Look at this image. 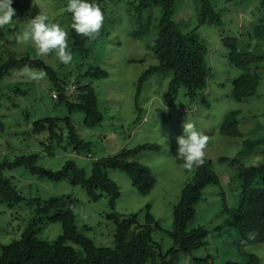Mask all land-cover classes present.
<instances>
[{
  "label": "rangeland",
  "instance_id": "obj_1",
  "mask_svg": "<svg viewBox=\"0 0 264 264\" xmlns=\"http://www.w3.org/2000/svg\"><path fill=\"white\" fill-rule=\"evenodd\" d=\"M18 1L27 8L25 11L14 8L16 15L12 23L0 29V65L25 56L55 64L56 57V60L53 56L40 57L34 45L16 44L14 37L27 29L29 19L39 13L40 5L49 15L48 22L60 24L68 34V42L71 41V14L65 11L67 0H35L38 5H34L33 0ZM196 3V0H175L173 17L184 32L195 30L198 40L208 51L211 71L207 87L194 99L184 86H180L172 98L169 92L172 72L150 75L137 97L139 78L148 68L158 64L150 44L160 30V7L138 12L131 4H120L113 18L105 21L111 36L88 42V55L74 56L71 63L76 72L74 66L78 68L81 63L85 69L99 66L108 72V77L94 79L92 83L99 109L104 114L102 123L90 128L83 124V115H73L79 135L92 143L89 152L74 154L73 149L64 144L55 147L53 155L44 153L40 145L43 134L32 131L34 122L40 118L67 115L66 108L57 105V100L52 97L54 88L47 75L38 83L31 82L20 75L19 69L3 78L0 83V122L3 124H0V163L36 152L40 154L37 165L42 168L59 170L67 160H74L90 176L93 160L123 148L134 149L150 143L158 144L160 149L143 150L131 160L150 167L156 178L155 186L146 195L133 187L127 173L107 171L108 178L120 190L113 207L106 196L91 202L86 189L72 184L69 179L53 181L32 174L26 167L14 169L10 175L25 200L14 208L0 203V246L21 238L34 214L33 199L71 195L78 201L75 214L78 231L97 246H115L116 225L108 218L109 213L139 214V221L143 223L149 206L163 229L153 230V239L161 244L165 253L173 246L168 235L173 228V208L180 199L183 186L194 174V169H184L171 153V138L184 134L183 124L187 120L209 138L206 158L220 178L227 203L231 206L239 204L238 189H234L239 183L237 164H264V61L259 63L261 78L256 93L242 100L235 99L233 81L242 70L229 62L228 50L221 39L235 36L239 38L240 50L264 53V40L251 41L247 37L254 26L264 22V0H212L221 19L220 26L213 21L202 23L195 9ZM67 67L70 68L65 65V69ZM232 110L240 111V136L220 132L226 114ZM246 140L262 142L249 153L242 154ZM223 157L229 161H221ZM234 159L240 161L232 164ZM220 189L216 184L204 188L203 199L196 205L195 218L189 224L190 228L207 226V245L193 251L192 255L181 253L177 264H224L227 261L247 264V257L241 256L237 249V232L226 224L228 215L221 212L222 206L217 202ZM61 233V223H50L40 232L39 238L53 241ZM246 249L247 253L260 257V264H264V243L251 244Z\"/></svg>",
  "mask_w": 264,
  "mask_h": 264
},
{
  "label": "trees",
  "instance_id": "obj_2",
  "mask_svg": "<svg viewBox=\"0 0 264 264\" xmlns=\"http://www.w3.org/2000/svg\"><path fill=\"white\" fill-rule=\"evenodd\" d=\"M195 9L202 23L213 21L222 25L220 16L216 13L212 0H196ZM96 3L104 13V23L99 37L90 40L77 35L71 28L68 42V51L74 56H86L90 49L87 43L111 36L107 19H112L122 5L131 4L135 11L142 12L154 7H160V30L157 37L150 44L156 54L158 64L148 68L139 78L137 97L140 95L143 84L154 73L172 72L169 83V92L175 98L180 86L187 89L188 95L194 99L207 87L211 67L207 62V48L198 40L196 31L184 32L173 19L175 0H88ZM13 8L19 7L21 11L27 8L13 1ZM71 14V13H70ZM142 16V15H141ZM140 16V17H141ZM249 40H264V22L254 26L247 35ZM223 45L228 50L229 62L242 70L237 79L233 81L234 98L241 100L256 93L260 83L259 63L264 61V53L240 50L239 38L235 36L223 37ZM53 56L55 59L54 55ZM57 59V58H56ZM55 59V60H56ZM25 65L43 70L51 80L57 97L56 104L66 108V114L56 117L40 118L34 122L32 131L43 134L40 145L44 153L53 155L55 147L68 145L74 154H81L91 150L92 143L81 137L74 123V114L83 115V124L94 127L101 124L104 114L100 111L97 102L94 79L108 77V72L99 66H89L85 69L83 63L78 68L70 63L65 65L58 62L50 65L39 58L25 56L19 59H9L0 65V83L3 78L14 70L22 69ZM90 79L86 80L85 79ZM74 85L75 91L65 95L67 88ZM2 89L0 87V100ZM138 100H136L137 106ZM240 111L228 112L220 127L223 135L240 136L238 116ZM0 124H2L0 122ZM3 125V124H2ZM2 125L1 128H2ZM262 140H246L242 154L249 153ZM158 144H141L134 149L123 148L112 155L98 158L92 162L91 175L88 176L74 160H67L59 170L45 169L37 165L39 153L21 154L14 161L0 163V203L14 208L25 200L17 189L10 172L20 167H26L29 172L40 178L60 181L69 179L72 184L80 185L86 189L91 202L99 201L103 196L108 198L110 205H115L120 195L118 185L107 175L109 169L120 170L128 174L133 187L142 195L148 194L155 186L156 178L150 167L138 161H131L143 150H159ZM177 138H171V153L178 159ZM222 158L221 161H226ZM236 161H232V164ZM236 176L239 183V204L231 206L227 203L226 193L221 186L218 174L212 168L210 161L202 167L194 168V174L182 188L180 199L173 208V228L168 231L173 240V246L165 253L161 244L153 239V230H163L155 216L147 206L146 220L141 223L139 214L123 215L116 212L108 214L116 225L115 246H97L94 241L78 231L76 225V209L78 201L71 195L53 196L46 200L35 198L34 214L25 227L22 236L9 244L0 246V264H177L181 253L192 255L193 251L207 245L208 228L205 225L189 227L196 214V205L203 199L204 188L211 184L221 187V212L228 215L226 224L237 232L239 254L247 257V264H260L261 258L247 253L241 247L240 241L246 238V233L255 230L259 233L255 241L248 245L264 243V164L245 165L237 164ZM234 189L232 192H234ZM50 223H61L62 233L53 241L39 238L40 232ZM74 244V245H73ZM247 245V246H248ZM206 264H213L207 262ZM224 264H240L238 261H227Z\"/></svg>",
  "mask_w": 264,
  "mask_h": 264
},
{
  "label": "clouds",
  "instance_id": "obj_3",
  "mask_svg": "<svg viewBox=\"0 0 264 264\" xmlns=\"http://www.w3.org/2000/svg\"><path fill=\"white\" fill-rule=\"evenodd\" d=\"M12 3L13 0H0V29L11 24L13 17L16 15ZM33 4L38 5L35 0H33ZM38 6L39 13L34 18L29 19L26 30L15 35V43H31L40 57L54 55L61 64L69 65L73 60V56L68 51L67 32L60 24L49 23V15L40 5ZM65 11L71 13V28L77 35L87 37L90 40L99 37L104 23V13L98 4L90 3L88 0H67ZM20 75L28 81L38 83L46 77L47 73L25 65L20 70ZM71 91L70 87L67 88L65 95H69ZM183 132V135L177 137L176 154L178 159L183 161L182 167L187 171H192L194 168L202 167L206 163V149L209 138L197 131L195 125L188 120L183 124ZM226 161H229L228 158ZM258 235L259 233L255 230L247 232L246 238L240 241L241 247L247 250L246 246L249 241H255Z\"/></svg>",
  "mask_w": 264,
  "mask_h": 264
},
{
  "label": "built area",
  "instance_id": "obj_4",
  "mask_svg": "<svg viewBox=\"0 0 264 264\" xmlns=\"http://www.w3.org/2000/svg\"><path fill=\"white\" fill-rule=\"evenodd\" d=\"M72 89L71 93L75 91L76 87L74 85H71L70 87ZM53 97H57L56 93H53Z\"/></svg>",
  "mask_w": 264,
  "mask_h": 264
}]
</instances>
